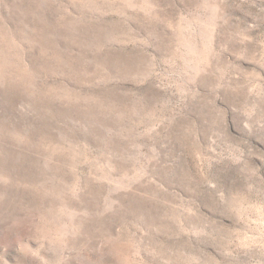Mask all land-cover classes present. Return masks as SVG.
I'll return each mask as SVG.
<instances>
[{
    "label": "rangeland",
    "instance_id": "rangeland-1",
    "mask_svg": "<svg viewBox=\"0 0 264 264\" xmlns=\"http://www.w3.org/2000/svg\"><path fill=\"white\" fill-rule=\"evenodd\" d=\"M0 264H264V0H0Z\"/></svg>",
    "mask_w": 264,
    "mask_h": 264
}]
</instances>
